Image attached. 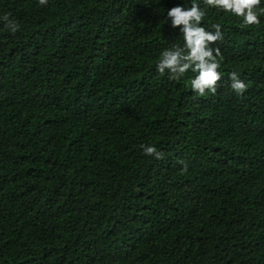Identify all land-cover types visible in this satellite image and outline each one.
<instances>
[{"label":"trees","instance_id":"1","mask_svg":"<svg viewBox=\"0 0 264 264\" xmlns=\"http://www.w3.org/2000/svg\"><path fill=\"white\" fill-rule=\"evenodd\" d=\"M197 2L224 34L203 97L156 70L192 0H0V264H264V13Z\"/></svg>","mask_w":264,"mask_h":264},{"label":"clouds","instance_id":"2","mask_svg":"<svg viewBox=\"0 0 264 264\" xmlns=\"http://www.w3.org/2000/svg\"><path fill=\"white\" fill-rule=\"evenodd\" d=\"M49 0H38L40 6L48 5ZM203 3L209 8L217 11L231 13L236 17L243 18L245 26L260 25L261 20L257 12L264 13L261 7V0H203ZM207 13L200 7L197 0H192L191 7L185 8L183 5H177L167 10L166 19L170 21L173 29H179L183 36V46L179 44L164 49L160 54L159 62L156 66L157 72L161 75H167L170 81L179 82L189 71L197 73L191 80L192 90L199 96L212 95L218 92V82L222 80L223 73L219 71L224 57L219 43L224 41L222 25L214 23L211 28L214 31L207 30L203 26ZM5 30L13 35L20 31V25L17 21L10 19L8 14L2 17ZM215 45V47H214ZM230 88L237 96H243L248 90V85L240 78V74L232 71L229 74ZM143 154L155 160H163L165 153L153 145L142 144ZM181 164L182 172H188V163L184 160H178Z\"/></svg>","mask_w":264,"mask_h":264},{"label":"bare ground","instance_id":"3","mask_svg":"<svg viewBox=\"0 0 264 264\" xmlns=\"http://www.w3.org/2000/svg\"><path fill=\"white\" fill-rule=\"evenodd\" d=\"M101 66H103V65H101ZM99 73H100V72H99ZM101 73H102V72H101ZM101 73H100V74H101Z\"/></svg>","mask_w":264,"mask_h":264}]
</instances>
